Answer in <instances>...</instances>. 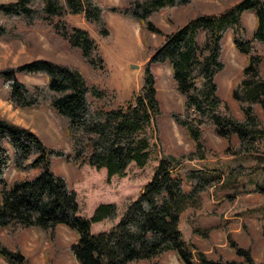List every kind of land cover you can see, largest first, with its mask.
Instances as JSON below:
<instances>
[{"label":"trees","instance_id":"1","mask_svg":"<svg viewBox=\"0 0 264 264\" xmlns=\"http://www.w3.org/2000/svg\"><path fill=\"white\" fill-rule=\"evenodd\" d=\"M226 9L218 15L199 13L190 17L173 32L163 34L158 47L149 44L151 32L162 34L154 16L165 11L174 22L177 8L195 9L197 0H121L109 5L102 0H9L0 2V39L23 40L30 47L26 27L47 28V36L59 47L78 53L93 68L102 59L95 40L86 29L70 25L63 17L84 14L99 36L112 41L114 32L107 12L124 16L141 25L147 48L152 55L145 67L143 83L134 99L115 106L114 96L106 89L87 81L84 71L75 65L50 59H34L24 64L0 69V87L9 90L16 107H50L61 119L65 138L72 150L49 146L31 128L0 115V256L9 264H29L19 243L25 229H35L41 242H50L55 254L66 247L59 240V226L77 235L69 247L74 264H161V256L169 252L181 264H264L253 255L249 245H241L232 233L226 234L235 257L215 248L213 254L196 241L184 238L179 228L182 215L201 206L204 192L223 182L224 175L213 170L191 168L186 161L203 159L215 150L208 143L212 132L224 142L222 154L249 156L263 166L264 176V54L255 42H264V0H218ZM255 14L253 33L244 22L247 12ZM248 57L242 76L232 90L241 116L219 95L217 76L226 68L223 56L226 37ZM168 63L172 87L181 98L182 110L170 116L191 142L190 149L173 152L161 138V158L156 172L142 193L126 206L122 216L109 231L92 232V224L118 218L114 203L99 204L90 218L81 216L77 193L64 174L53 170V159L63 158L71 164H89L105 169L109 177L124 176L130 164L145 166L151 157L148 129L162 130L167 115L158 96L157 77L151 65ZM19 73L45 77L44 85H30ZM216 152V151H215ZM15 168L11 183L7 172ZM243 164L232 168L228 180L249 174ZM255 192L264 198V177ZM260 198V199H261ZM194 211L188 219L195 234L205 238L208 231L196 225ZM264 235V219H260ZM6 232V236H3ZM214 248V247H213ZM36 252V251H35ZM47 258L50 252L46 250ZM35 254V253H34ZM51 264V259L48 260Z\"/></svg>","mask_w":264,"mask_h":264},{"label":"rangeland","instance_id":"2","mask_svg":"<svg viewBox=\"0 0 264 264\" xmlns=\"http://www.w3.org/2000/svg\"><path fill=\"white\" fill-rule=\"evenodd\" d=\"M9 0H0L6 2ZM109 5H120L121 0H102ZM239 0H230L228 6H233ZM199 6L195 9L188 7L177 8L173 12L174 22L165 18L163 10L154 16L155 24L163 31L162 34H149V44L158 47L164 40L166 33L173 32L176 27L183 25L190 17L199 13L218 15L226 6L218 0H197ZM254 13L247 12L244 16L245 25L250 33L253 28ZM109 23L114 32L112 41L102 39L95 26L89 23L84 14L65 15L70 25L86 29L97 44L101 55L102 66L93 68L84 62L78 53L67 48V43L62 47L55 46L47 36V28L26 27L19 25L22 31H28L30 47L21 39H0V69L7 66H18L34 59H50L58 63L71 64L80 67L91 84H96L106 89L114 96V104L125 105L134 99L140 91L143 83L145 67L152 55L146 56L147 45L143 37L141 25L137 21L127 20L124 16L107 12ZM224 58L226 68L217 76L219 95L229 103L237 116H241L237 102L232 96V90L237 80L242 76L243 68L247 63V56L236 49L230 33L226 37ZM259 53L264 54V42H255ZM138 65L132 68L131 65ZM157 77L158 96L162 108L166 111L162 119V130L158 132L154 127L148 129L147 136L151 144V157L145 166L135 163L129 165L124 176L109 177L105 169H96L89 164L77 166L67 162L63 158L53 159V170L64 174L77 193L79 213L90 218L95 208L101 203H114L118 206V218L114 221L105 219L102 222L93 223L92 232L109 231L118 222L128 203L136 199L145 186L153 178L158 167L161 151L158 136L163 138L166 148L173 152H181L190 149L191 142L186 138L184 131L170 116L173 110H182L181 98L176 96L172 87L170 65L168 63H155L151 65ZM18 77L30 85H44L45 77L19 73ZM0 115L13 122L31 128L49 146L64 147L72 150L67 138H65L61 119L48 106L20 108L13 105L9 99V90L0 87ZM208 143L216 151L208 154L203 159L186 161L185 165L191 168H201L224 175V181L220 185L211 188L202 195L201 206L186 211L182 215L179 225L186 240L196 241L205 251L213 254L215 248L228 257H235L229 247L227 233H232L241 245H249L250 237H255L252 244L253 255L257 260L262 259L264 235L261 232L260 219H264V198L255 192L257 182L262 179L263 166L249 156H226L222 154L223 140L214 133H208ZM243 164L251 168V172L238 178L228 180L227 175L233 167ZM15 168L7 172V181L11 183L16 176ZM261 198V199H260ZM194 211L196 225L208 231L207 238L195 234L189 222V215ZM59 240L66 247L62 253L55 254L50 242H41L35 229H25L19 236L22 252L30 257L29 264H74V258L68 250L70 245L77 240V235L66 226H59ZM6 236V232H3ZM214 247V248H213ZM46 250L50 252L47 258ZM36 251V252H35ZM35 253V254H34ZM161 264H181L174 253L169 252L160 258ZM0 264H9L0 256ZM140 264H149L142 261Z\"/></svg>","mask_w":264,"mask_h":264},{"label":"crops","instance_id":"3","mask_svg":"<svg viewBox=\"0 0 264 264\" xmlns=\"http://www.w3.org/2000/svg\"><path fill=\"white\" fill-rule=\"evenodd\" d=\"M250 13H252L253 14V12H251V11H249V14ZM254 21H253V28L251 29L252 31L255 29V26H256V18H255V16H254V19H253ZM230 37H231V35H230ZM104 221V220H103ZM102 222V221H101Z\"/></svg>","mask_w":264,"mask_h":264},{"label":"water","instance_id":"4","mask_svg":"<svg viewBox=\"0 0 264 264\" xmlns=\"http://www.w3.org/2000/svg\"><path fill=\"white\" fill-rule=\"evenodd\" d=\"M131 67H132V68H137L138 65H136V64H132Z\"/></svg>","mask_w":264,"mask_h":264}]
</instances>
